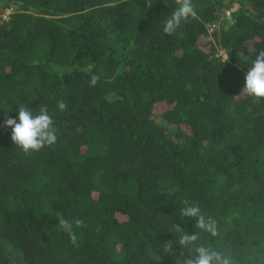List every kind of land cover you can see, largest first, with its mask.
Here are the masks:
<instances>
[{"label": "trees", "instance_id": "trees-1", "mask_svg": "<svg viewBox=\"0 0 264 264\" xmlns=\"http://www.w3.org/2000/svg\"><path fill=\"white\" fill-rule=\"evenodd\" d=\"M193 2L167 35L176 0H0V264H181L200 244L264 264V100L242 90L264 0ZM22 105L48 107L56 144L14 145ZM57 212L83 221L76 245Z\"/></svg>", "mask_w": 264, "mask_h": 264}, {"label": "clouds", "instance_id": "clouds-1", "mask_svg": "<svg viewBox=\"0 0 264 264\" xmlns=\"http://www.w3.org/2000/svg\"><path fill=\"white\" fill-rule=\"evenodd\" d=\"M176 2L178 7L174 9L163 25V32L167 35L175 34L182 23H186L189 18H195L197 15L193 0H176ZM8 13L3 16L6 17ZM99 80V75L92 74L89 79V85L95 87ZM242 90L247 96L257 101L264 100V48L258 51L251 60L250 66L247 67ZM57 106L61 111L67 108V105L62 101L58 102ZM17 111L18 120L17 118L8 117L4 120L2 127L11 129V140L24 154L38 152L44 147H51L57 143V128L53 116L49 113L46 105L39 106L38 111L22 105L18 107ZM183 203L185 205L181 210L183 216L196 217L198 228L212 236L218 234L216 221L211 217L205 219L198 204L192 203L187 199ZM56 221L58 227L68 235L71 243L76 245L78 238L74 231V224L83 226V221L79 219L70 220L60 212L56 213ZM175 230L177 232L180 231L179 225L175 226ZM198 238L197 234H183L179 237L178 244L183 248L197 241ZM164 251L165 253H170L172 245L166 243ZM194 253L195 255L184 257V253L181 251L179 255L184 257L181 264H234L230 256H226L204 244L196 246ZM159 259L160 257L157 260Z\"/></svg>", "mask_w": 264, "mask_h": 264}, {"label": "rangeland", "instance_id": "rangeland-1", "mask_svg": "<svg viewBox=\"0 0 264 264\" xmlns=\"http://www.w3.org/2000/svg\"><path fill=\"white\" fill-rule=\"evenodd\" d=\"M7 13V12H6ZM228 14V13H227ZM219 53L223 56V57H225V55H224V53H223V51L222 50H220L219 51ZM160 110V108L159 109H157V112Z\"/></svg>", "mask_w": 264, "mask_h": 264}]
</instances>
